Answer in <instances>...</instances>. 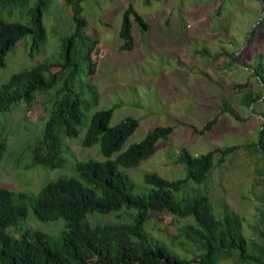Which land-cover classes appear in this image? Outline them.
Instances as JSON below:
<instances>
[{"label":"rangeland","instance_id":"1","mask_svg":"<svg viewBox=\"0 0 264 264\" xmlns=\"http://www.w3.org/2000/svg\"><path fill=\"white\" fill-rule=\"evenodd\" d=\"M129 4L148 27L142 32L133 22V47L128 50L121 48L119 29L123 11ZM81 5L87 21L85 32L97 39L91 54L93 73L86 76L83 72L75 81V89L86 105L91 103L88 84L94 85L98 93L96 105L83 106L84 123L93 112L110 107L113 108L110 125L127 116L138 119V127L122 149L140 141L152 127L173 126L167 139L157 141L152 155L136 166H119L134 182L135 193L149 189L143 180L145 172H156L168 180L184 177V165L177 161L182 149L199 155L257 140L261 124L258 113L264 110V102H257L250 113L238 101L244 88L235 85L247 82L255 90L259 88L245 65L253 62L258 53H262L264 60V24H258L262 12L259 0H82ZM43 24L46 39L41 51L31 55V37L25 36L5 55L4 65L0 66V84L15 72L44 60L59 59L62 38L74 30L69 6L63 0H49ZM255 26L256 34L251 38L250 31ZM202 48L208 51V56L200 54ZM224 49L237 50L234 65L226 66V55L212 57ZM55 91L56 87L37 93L31 106L21 102L11 111L0 113V138L5 143L0 148V186L34 193L49 180L72 175L75 161L87 157L102 159L98 144L82 146L86 130L83 124L76 138L64 140L62 168H27L30 147L41 134ZM223 99L230 102L243 120L224 113L209 130L199 132L218 111ZM263 192L260 155L240 147L220 165L215 164L204 183L189 181L176 195H207L217 215L224 208L235 211L242 219L245 235L255 238L258 209L264 204ZM129 219L126 211L89 215L91 224ZM189 221L166 213L149 214L145 228L152 239L189 258L193 255L192 245L179 246L178 241L183 238L177 236L179 227ZM22 224L52 235L62 228V220L39 221L30 208Z\"/></svg>","mask_w":264,"mask_h":264},{"label":"trees","instance_id":"2","mask_svg":"<svg viewBox=\"0 0 264 264\" xmlns=\"http://www.w3.org/2000/svg\"><path fill=\"white\" fill-rule=\"evenodd\" d=\"M63 2L71 10L74 30L62 38L59 59L44 60L15 72L0 84V113L11 111L21 102L31 106L37 93L56 87L41 134L30 147L27 168H62L64 140L76 138L83 124L86 130L82 146L89 148L98 144L102 159L77 160L72 175L49 180L34 193L0 186V264H264V204L257 213L256 237L248 238L242 219L235 211L224 208L223 213L217 215L208 196L202 193L176 195L189 181L204 183L213 166L220 165L228 154L240 147L260 155L264 175V110L258 113L261 124L256 141L223 146L199 155L182 149L177 161L184 165V177L168 180L156 172H145L143 180L149 189L135 193L134 182L119 166L133 167L152 155L157 141L167 139L173 126L152 127L140 141L122 149L138 127V119L127 116L110 125L113 112L110 107L93 112L84 123L83 106L96 105L98 93L94 85L88 84L91 103L86 105L82 94L75 89V81L83 72L86 76L93 73L91 54L97 39L85 32L87 21L82 13V0ZM48 5L49 0H0V66L4 65L7 52L27 35L31 37L30 54L41 51L46 39L43 13ZM133 22L140 31L147 30V22L129 4L123 11L119 29L123 49L133 47ZM258 24H264V14ZM199 52L209 55L204 48ZM236 53L237 50L224 49L212 57L226 55L225 64L229 66L235 64ZM245 65L259 88L255 90L247 82L235 87L244 88L238 101L252 113L257 102H264L262 53ZM224 113L243 120L230 102L223 99L218 111L199 132L209 130ZM4 144V139L0 138V148ZM29 208L39 221L62 220V228L52 235L25 226L22 222ZM121 211L129 213L130 219L104 224L89 221L93 213L105 215ZM165 213L190 219L179 227L177 236L183 238L178 241L179 246L192 245V257L179 256L149 235L145 228L149 214Z\"/></svg>","mask_w":264,"mask_h":264},{"label":"water","instance_id":"3","mask_svg":"<svg viewBox=\"0 0 264 264\" xmlns=\"http://www.w3.org/2000/svg\"><path fill=\"white\" fill-rule=\"evenodd\" d=\"M260 2H261V5H262V12H261V16L264 14V3H263V1L262 0H260ZM261 20V17L259 18V21ZM259 21H257V22H259ZM253 29V28H252ZM252 29H251V31H250V33L252 32Z\"/></svg>","mask_w":264,"mask_h":264}]
</instances>
